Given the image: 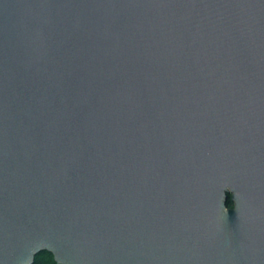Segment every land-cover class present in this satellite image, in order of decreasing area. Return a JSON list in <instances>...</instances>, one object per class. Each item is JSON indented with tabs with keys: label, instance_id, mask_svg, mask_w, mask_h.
<instances>
[{
	"label": "water",
	"instance_id": "1",
	"mask_svg": "<svg viewBox=\"0 0 264 264\" xmlns=\"http://www.w3.org/2000/svg\"><path fill=\"white\" fill-rule=\"evenodd\" d=\"M44 251L264 264V0H0V264Z\"/></svg>",
	"mask_w": 264,
	"mask_h": 264
},
{
	"label": "trees",
	"instance_id": "2",
	"mask_svg": "<svg viewBox=\"0 0 264 264\" xmlns=\"http://www.w3.org/2000/svg\"><path fill=\"white\" fill-rule=\"evenodd\" d=\"M227 206L228 207H233L234 206V201L232 199V194L229 193L228 194V198H227ZM33 264H60L56 261L54 254L52 252L49 251H44L39 253Z\"/></svg>",
	"mask_w": 264,
	"mask_h": 264
}]
</instances>
